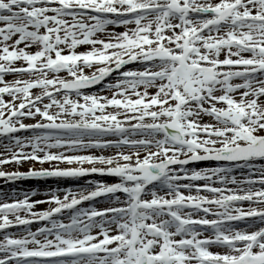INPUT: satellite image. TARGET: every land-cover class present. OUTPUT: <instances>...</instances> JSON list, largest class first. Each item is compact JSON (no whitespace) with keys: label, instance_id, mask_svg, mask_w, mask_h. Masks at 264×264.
I'll list each match as a JSON object with an SVG mask.
<instances>
[{"label":"snow or ice","instance_id":"1","mask_svg":"<svg viewBox=\"0 0 264 264\" xmlns=\"http://www.w3.org/2000/svg\"><path fill=\"white\" fill-rule=\"evenodd\" d=\"M257 161L264 0H0V178L115 180L13 188L0 264H264Z\"/></svg>","mask_w":264,"mask_h":264},{"label":"rangeland","instance_id":"2","mask_svg":"<svg viewBox=\"0 0 264 264\" xmlns=\"http://www.w3.org/2000/svg\"><path fill=\"white\" fill-rule=\"evenodd\" d=\"M118 31L122 30V29H116ZM83 49V48H82ZM34 50V49H32ZM77 50L79 51H83L81 50V48H78ZM19 66V65H18ZM128 67H126V70H127ZM87 71V70H86ZM62 75H64L63 73H61ZM10 76V75H9ZM8 75H5L4 79L6 81H8ZM49 76H51V74H49ZM21 78V77H20ZM21 79H24V78H21ZM27 79V78H26ZM115 79V78H114ZM34 93L36 91H38V89H33L32 90ZM107 92V91H105ZM5 99H8L7 96H5ZM25 123H33L34 121H31V120H25L24 121ZM34 133H32L31 131H22L20 133H18V135H20L22 138L23 137H28V136H31L33 135ZM129 136L130 138H135V139H139L141 138V136H144L145 138H147V134L144 133V134H141V133H137L136 135H132L131 133H129ZM109 139H116L117 137H114V136H109L107 137ZM27 151V149H25ZM125 151H127L128 149H124ZM91 152H93L94 154H103V155H111V154H114L115 152V149H106L104 150L103 152H101L100 150H89ZM80 154H88L87 151L85 152H82ZM257 164H260V163H264V161H257L256 162ZM201 165V166H200ZM37 166H41L40 164L38 163H24L22 165H20L19 167V170L20 171H27V168L26 167H37ZM42 166H47V167H50L49 164L45 163L44 165ZM61 167H65L66 165H60ZM87 166V165H85ZM198 166V167H196ZM203 166H216V162H208V161H204V162H195L193 164H190L189 165V168H195L198 170V168L200 167H203ZM45 167V168H47ZM16 168V165L12 164V165H8L7 166V169L6 170H14ZM38 169V168H37ZM64 179H67V178H57V177H48V178H28V179H23V180H18V181H15V182H10L8 183L7 185L5 184V182L3 181L2 178H0V200H3L5 198H8V197H12V193H7V196H5V191L4 190H9L12 186H15L16 184H20V183H24V182H29L31 184H34V188H41V187H46V186H53L52 184H48V181H51V180H61L56 186L59 187V186H63L62 188H72L74 190L76 189H87V182L88 181H96V180H99V179H103L104 182L106 183H113L115 182L114 178H110V177H99L98 175L96 174H91V175H87V176H84V177H76V178H70V179H75V180H81V179H84V183H77V184H69V183H65L63 182L62 180ZM68 185H74L73 187L72 186H69ZM22 190H24V188H18V190L16 191V198H20V194L18 195V192L21 191L20 193H23ZM43 193L39 194L41 196H38L36 197V199H43ZM105 198L103 197H100V198H96L95 201H101ZM242 207H247L248 205L245 203L243 205H241ZM47 207H42V208H37L38 210L39 209H45ZM38 225L36 224H33L31 227H32V230L35 229V227H37ZM241 227V226H240ZM242 228V227H241ZM10 231L12 232H15L17 234L20 233V229H11Z\"/></svg>","mask_w":264,"mask_h":264},{"label":"bare ground","instance_id":"3","mask_svg":"<svg viewBox=\"0 0 264 264\" xmlns=\"http://www.w3.org/2000/svg\"><path fill=\"white\" fill-rule=\"evenodd\" d=\"M60 75H62V74H60ZM21 78H24V79H26V78H28L27 76H21ZM8 81H10V80H13V79H15V77L13 76V75H10L8 78ZM107 82H109L110 80H106ZM106 82V83H107ZM111 82H114V80H112ZM110 83V82H109ZM102 87V86H101ZM101 87H100V89H101ZM99 89V90H100ZM99 94H102L101 92L99 93ZM219 106V105H218ZM209 117H207V116H204L203 117V120L204 121H209ZM41 166H37V167H34V168H40ZM43 167H47V166H43ZM207 167H211V166H203V167H200V168H198V170L199 169H203V168H207ZM213 167V166H212ZM27 169L29 168V167H26ZM84 179H81V180H75V179H70V178H67V179H64V180H62L63 182H65V183H69V184H77V183H84V181H83ZM61 180H51V181H48V184H52L53 186H46V187H41V188H34V184H31V183H29V182H24V183H20V184H16L15 186H12L9 190H4L5 191V193L7 194V193H12V189L13 188H15L16 189V191L18 190V188H24V190H22V192L24 193V192H27V191H30V190H32V189H35V190H37V195L36 196H33V197H31V199H36V197H38V196H41V195H39V194H41V193H45L46 191H48L49 189H55V188H57V184L60 182ZM107 182V181H106ZM105 182V183H106ZM69 186H74V185H68V187ZM63 186H59V188H61V189H63L62 188ZM86 190V189H85ZM20 192L21 191H19L18 192V195L20 194ZM106 206H108V202L105 200V199H103V200H101V201H94V202H83L81 205H79L78 207H80V208H84V209H87V207L89 208V207H95V208H97V209H100V208H103V207H106ZM42 207H48V205H46V204H42V205H38L37 206V208H42ZM237 227H240V226H237ZM179 238V237H178ZM211 250H213V251H218L219 249H216V248H212Z\"/></svg>","mask_w":264,"mask_h":264}]
</instances>
